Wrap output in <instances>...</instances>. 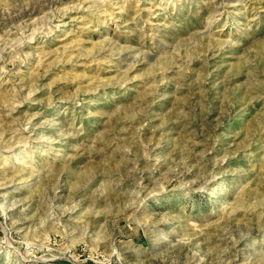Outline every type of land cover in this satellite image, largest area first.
Listing matches in <instances>:
<instances>
[{"label":"rangeland","instance_id":"374dc122","mask_svg":"<svg viewBox=\"0 0 264 264\" xmlns=\"http://www.w3.org/2000/svg\"><path fill=\"white\" fill-rule=\"evenodd\" d=\"M0 264H264V0H0Z\"/></svg>","mask_w":264,"mask_h":264}]
</instances>
